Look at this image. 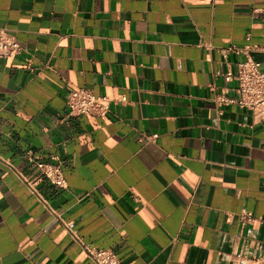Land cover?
I'll use <instances>...</instances> for the list:
<instances>
[{
	"label": "crops",
	"instance_id": "0c3cea01",
	"mask_svg": "<svg viewBox=\"0 0 264 264\" xmlns=\"http://www.w3.org/2000/svg\"><path fill=\"white\" fill-rule=\"evenodd\" d=\"M0 27L25 48L0 57V264H94L6 161L121 264L264 258V223L238 216L264 219V121L214 102L247 56L220 48L264 69V0H0ZM71 85L110 111L70 116ZM54 158L67 187L36 168Z\"/></svg>",
	"mask_w": 264,
	"mask_h": 264
},
{
	"label": "built area",
	"instance_id": "2783aa9c",
	"mask_svg": "<svg viewBox=\"0 0 264 264\" xmlns=\"http://www.w3.org/2000/svg\"><path fill=\"white\" fill-rule=\"evenodd\" d=\"M249 40L250 38L247 37ZM212 47V46H210ZM255 48L264 51L263 46ZM251 45L238 46L231 44L227 48H220V51L226 56L229 52L242 53L247 56L246 59L239 62L235 71L224 73L225 79L231 82H237V96H227L224 94L217 95L214 102L219 106L222 104L236 103L241 107L253 111L254 115L264 121V69L259 60L250 55ZM25 51L24 46L17 40L15 35L10 33L6 28L0 27V57H8L13 54H21ZM222 73V70H218ZM113 100L108 96H97L93 91L84 86H69L66 93V102L70 116H79L90 113L96 116H103L110 111V104ZM117 102H126V95L117 98ZM27 158L29 161L35 160L32 150H28ZM2 161L4 158L0 156ZM52 161H36V168L39 174L45 176L56 187H67L66 172L56 158ZM10 169L20 178L27 182L28 189L36 196L38 202L58 221H60L69 233L71 238L78 243L85 251L88 258L94 264H121L119 255L110 248H102L85 242L80 237L76 223L62 218L59 211L53 208L45 193L39 191L26 177L25 173L19 170L15 165L6 161ZM242 226L255 222L257 218L252 211L247 209L241 210L238 214ZM258 264H264V258L258 260Z\"/></svg>",
	"mask_w": 264,
	"mask_h": 264
}]
</instances>
